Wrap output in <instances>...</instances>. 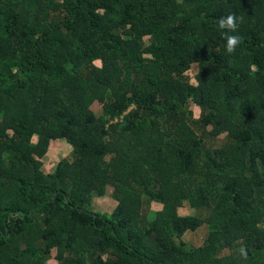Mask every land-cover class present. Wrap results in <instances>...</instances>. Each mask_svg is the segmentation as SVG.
<instances>
[{
  "label": "trees",
  "instance_id": "16d2710c",
  "mask_svg": "<svg viewBox=\"0 0 264 264\" xmlns=\"http://www.w3.org/2000/svg\"><path fill=\"white\" fill-rule=\"evenodd\" d=\"M55 140L71 154L45 173ZM106 187L115 207L93 211ZM144 201L160 205L149 220ZM186 202L207 215H180ZM52 252L264 264V0H0V264Z\"/></svg>",
  "mask_w": 264,
  "mask_h": 264
},
{
  "label": "rangeland",
  "instance_id": "374dc122",
  "mask_svg": "<svg viewBox=\"0 0 264 264\" xmlns=\"http://www.w3.org/2000/svg\"><path fill=\"white\" fill-rule=\"evenodd\" d=\"M97 66L98 63H96ZM197 68L193 67L190 72L186 75L190 81V83L195 84L194 77L196 75ZM191 109L193 111L194 117H198L200 114V109L194 105L191 104ZM91 110L95 113L98 114L100 112V105L98 103H93L91 105ZM222 136L219 138L221 140ZM31 142L36 143L37 141V136H32ZM49 148L46 154L40 159L42 161V170L45 173H51L55 170L57 163L59 160L63 158L70 157L71 154V148L68 144H66L63 140H55L51 141L49 143ZM112 189L111 187H106L105 194L101 198H93L92 200V210L96 212H112L113 208L115 207V201L113 200L112 196ZM144 209L147 210L145 213L147 219L149 220L151 218L149 211H157L160 209V205L155 203V202H148L144 201ZM180 215H197L201 217H205L207 213L202 210H196L192 208L187 202L178 210ZM208 233V229L206 224L202 225L199 227L196 231H188L186 232L183 236L182 239L183 241L192 247H198L203 244L206 236ZM229 251L225 250L224 254H228ZM55 252H52L51 257L46 261L45 264H60L56 259H55Z\"/></svg>",
  "mask_w": 264,
  "mask_h": 264
},
{
  "label": "clouds",
  "instance_id": "9594fccd",
  "mask_svg": "<svg viewBox=\"0 0 264 264\" xmlns=\"http://www.w3.org/2000/svg\"><path fill=\"white\" fill-rule=\"evenodd\" d=\"M238 19L242 21V18L236 17L233 13H229L218 20V27L222 30H225V50L229 54L235 52L237 46L242 42V37L240 35L234 34L237 32Z\"/></svg>",
  "mask_w": 264,
  "mask_h": 264
}]
</instances>
